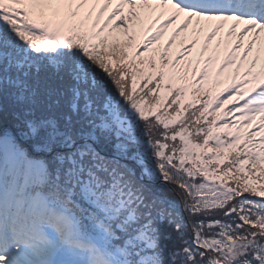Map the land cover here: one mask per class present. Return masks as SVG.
<instances>
[{
  "label": "snow or ice",
  "instance_id": "6c2138e0",
  "mask_svg": "<svg viewBox=\"0 0 264 264\" xmlns=\"http://www.w3.org/2000/svg\"><path fill=\"white\" fill-rule=\"evenodd\" d=\"M0 264H264V0H0Z\"/></svg>",
  "mask_w": 264,
  "mask_h": 264
}]
</instances>
